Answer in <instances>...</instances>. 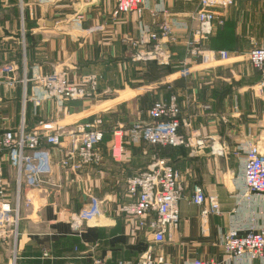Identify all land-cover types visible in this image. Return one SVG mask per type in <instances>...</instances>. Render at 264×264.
Returning a JSON list of instances; mask_svg holds the SVG:
<instances>
[{"label":"crops","instance_id":"crops-1","mask_svg":"<svg viewBox=\"0 0 264 264\" xmlns=\"http://www.w3.org/2000/svg\"><path fill=\"white\" fill-rule=\"evenodd\" d=\"M147 2L141 17L114 18L115 0H0V68H17L14 87L5 85L0 74V127L15 130L23 119L28 132L65 131L66 135L74 125L100 121L104 131L99 166L60 170L57 149L43 146L50 151L53 171L39 189L21 187L17 237L0 242V264H91L94 259L136 264L147 251L172 264L194 259L235 264L227 261L222 247L227 232L237 229L244 236L251 228L264 227V198L245 196L243 153L238 149L253 144L264 150V93L256 88L262 74L247 61L254 45L264 47V0H235L232 8L215 11L224 24L215 22L203 48L227 52L228 60L217 58L202 65L189 59L185 42L191 33L184 30L164 46L168 66L132 61L133 52L125 41L140 39L144 31L159 36L164 20L195 28L192 18L198 1ZM161 8L165 14L159 12ZM75 15H83V21L70 25ZM34 68L43 75L63 72L69 81L96 76L98 97L69 101L62 109L52 102L24 105L31 85L24 87L20 81L25 74L30 77ZM171 96L177 97L181 119L191 121L180 134L204 139V148L193 153L183 147L151 148L123 138L122 153L116 157L111 150L118 141L114 131L137 120L148 123L152 103ZM62 145L69 147L68 137ZM220 149L222 156L216 153ZM156 158L165 159L180 173L184 189L177 206L178 228L159 247L151 236L130 230L120 213L131 202L125 195L128 179L147 171ZM0 172L13 204L16 171L1 154ZM193 185L217 197L218 215L202 218V208L191 203ZM97 210L99 215L91 216ZM79 217L82 227L73 231L72 220Z\"/></svg>","mask_w":264,"mask_h":264},{"label":"built area","instance_id":"built-area-1","mask_svg":"<svg viewBox=\"0 0 264 264\" xmlns=\"http://www.w3.org/2000/svg\"><path fill=\"white\" fill-rule=\"evenodd\" d=\"M41 1V0H40ZM55 3L58 0H45ZM194 1V0H187ZM198 8L192 20L196 26L187 29L186 26L163 21L158 29L159 36L144 31L140 39H128L126 46L133 52L134 62H155L159 66H168L170 57L164 46L175 41L177 31H190L191 38L185 42L187 57L199 60L202 65H210L218 58L221 61L229 59L227 52H207L203 44L213 35L215 22L223 26V18L217 19L215 11H225L235 5V0H197ZM148 6L147 0H115L114 18L136 15L141 17L142 11ZM160 13L165 14L161 8ZM84 16L75 15L69 20L70 25H79ZM153 42V43H152ZM149 49H146V46ZM187 58V59H188ZM188 59V60H189ZM247 61L253 70L262 74L257 85V91L264 93V47L253 46L247 53ZM17 68L6 65L0 68V74L5 77L4 84L14 87L17 83ZM186 73V72H185ZM20 83L24 87L31 85L30 95L24 96V105L28 102L35 107L45 102H52L62 109L69 101H84L98 97L97 89L99 78L96 76H82L76 81H69L63 72H53L49 75L40 74L34 68L30 77L26 74ZM149 122L144 124L137 120L127 128H119L113 136L118 141L112 144V151L118 157L121 153V139L127 143L144 142L151 148H189L199 151L204 148V139H194L180 134L179 130L190 127V119H181V108L176 96L168 101H155L147 111ZM42 123H40V126ZM65 131L47 133L45 131L28 132L24 120L17 129L4 130L0 127V154L8 165L16 171L17 193L12 204L8 195L9 185L2 179L0 172V242L10 237L16 239L20 221L19 202L21 187L37 190L53 171L49 149L55 148L61 159L58 168L63 171H75L78 168L99 166L102 162V141L104 131L101 122L93 124H77L68 130L65 135L69 139V147L62 145ZM243 189L249 197L264 198V150L256 145H246L243 149ZM223 149L216 153L223 155ZM145 172H141L127 181L126 198L131 202L120 208L126 226L138 233L151 236L152 243L159 247L165 244L167 237L176 232L179 225L178 202L183 197V186L180 173L165 159L156 158ZM191 203L202 208V218L207 215L219 214V202L212 194H205L198 185L192 186ZM30 203V200H28ZM26 201V202H27ZM91 199L90 205L95 204ZM94 208V209H95ZM99 210L91 216H98ZM82 218H73L71 228L79 231L82 227ZM222 247L229 263L235 264H264V227L249 229L244 236L239 235L237 229H231L222 239ZM13 261L15 256H12ZM91 264H107L102 259H94ZM116 264H129L118 261ZM136 264H172L162 255H153L151 251L142 254ZM189 264H217L212 261L194 259Z\"/></svg>","mask_w":264,"mask_h":264}]
</instances>
